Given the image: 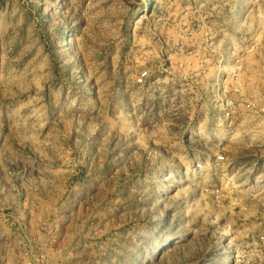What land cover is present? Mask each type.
Segmentation results:
<instances>
[{
    "label": "rangeland",
    "instance_id": "rangeland-1",
    "mask_svg": "<svg viewBox=\"0 0 264 264\" xmlns=\"http://www.w3.org/2000/svg\"><path fill=\"white\" fill-rule=\"evenodd\" d=\"M248 103L264 0H0V264H264Z\"/></svg>",
    "mask_w": 264,
    "mask_h": 264
},
{
    "label": "built area",
    "instance_id": "built-area-1",
    "mask_svg": "<svg viewBox=\"0 0 264 264\" xmlns=\"http://www.w3.org/2000/svg\"><path fill=\"white\" fill-rule=\"evenodd\" d=\"M146 73L144 74H141L139 77H138V82H143L144 80V77H146ZM248 107L250 108H255L256 111L259 113V114H264V106H256L253 104V103H248L247 104ZM231 112H228V115H230ZM225 159L224 155L223 154H218V156L213 160L214 161V164L218 165L221 161H223ZM205 166V162L204 161H200L197 163V168L198 169H202L204 168Z\"/></svg>",
    "mask_w": 264,
    "mask_h": 264
}]
</instances>
